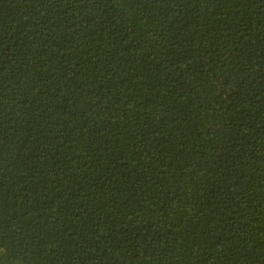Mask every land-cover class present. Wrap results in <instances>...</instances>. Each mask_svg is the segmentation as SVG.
Wrapping results in <instances>:
<instances>
[{
  "label": "trees",
  "instance_id": "obj_1",
  "mask_svg": "<svg viewBox=\"0 0 264 264\" xmlns=\"http://www.w3.org/2000/svg\"><path fill=\"white\" fill-rule=\"evenodd\" d=\"M0 264H264V0H0Z\"/></svg>",
  "mask_w": 264,
  "mask_h": 264
}]
</instances>
